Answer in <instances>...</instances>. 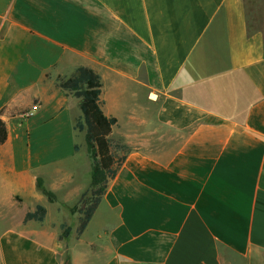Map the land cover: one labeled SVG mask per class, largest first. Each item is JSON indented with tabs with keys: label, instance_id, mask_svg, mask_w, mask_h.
<instances>
[{
	"label": "crops",
	"instance_id": "0c3cea01",
	"mask_svg": "<svg viewBox=\"0 0 264 264\" xmlns=\"http://www.w3.org/2000/svg\"><path fill=\"white\" fill-rule=\"evenodd\" d=\"M80 67L130 153L60 240L91 182L58 87ZM0 119V264H264V30L246 0H0Z\"/></svg>",
	"mask_w": 264,
	"mask_h": 264
},
{
	"label": "trees",
	"instance_id": "16d2710c",
	"mask_svg": "<svg viewBox=\"0 0 264 264\" xmlns=\"http://www.w3.org/2000/svg\"><path fill=\"white\" fill-rule=\"evenodd\" d=\"M58 87L79 100L81 116L75 121L74 130L84 132L86 151L91 162L90 186L69 210L70 215L76 216L75 235L79 237L105 195L108 183L115 178L130 150L121 141L111 138V130L117 120L102 113V84L96 72L85 67L77 68L69 78L62 80ZM6 139L7 129L0 119V146ZM74 150L77 151L78 148L75 146ZM36 187L49 203L55 202V196L43 187L41 179H37ZM45 215L46 210L37 206L34 212L25 216V222L33 220L41 223ZM60 229L59 239H66L71 232L70 227L63 224Z\"/></svg>",
	"mask_w": 264,
	"mask_h": 264
},
{
	"label": "rangeland",
	"instance_id": "374dc122",
	"mask_svg": "<svg viewBox=\"0 0 264 264\" xmlns=\"http://www.w3.org/2000/svg\"><path fill=\"white\" fill-rule=\"evenodd\" d=\"M246 9H247L249 32H255L257 30H264V3H255V0H246ZM80 135H83V138H84V132L80 133ZM77 151H78V154H80L83 157V161H85L84 154L86 155V158L89 159V155L87 154L86 147L84 145H83L82 151H81V147L78 148ZM81 166H82V163H81ZM76 167H79V165H77ZM60 169L62 170V172L67 171L66 164L62 163ZM85 171H86V166H85V163L83 162V173ZM74 205L63 206L62 215H60V217L62 221H64V224L66 226L74 225L76 216L70 215L69 213L70 208Z\"/></svg>",
	"mask_w": 264,
	"mask_h": 264
},
{
	"label": "built area",
	"instance_id": "2783aa9c",
	"mask_svg": "<svg viewBox=\"0 0 264 264\" xmlns=\"http://www.w3.org/2000/svg\"><path fill=\"white\" fill-rule=\"evenodd\" d=\"M38 109H39V106L37 104H33L31 108L23 114V116L31 117L33 114H35L38 111Z\"/></svg>",
	"mask_w": 264,
	"mask_h": 264
}]
</instances>
